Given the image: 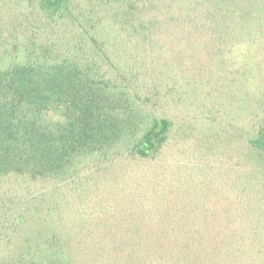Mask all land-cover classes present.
<instances>
[{"label": "trees", "instance_id": "16d2710c", "mask_svg": "<svg viewBox=\"0 0 264 264\" xmlns=\"http://www.w3.org/2000/svg\"><path fill=\"white\" fill-rule=\"evenodd\" d=\"M173 133L213 163L188 199L147 171ZM161 222L179 264H264V0H0V264H134Z\"/></svg>", "mask_w": 264, "mask_h": 264}, {"label": "rangeland", "instance_id": "374dc122", "mask_svg": "<svg viewBox=\"0 0 264 264\" xmlns=\"http://www.w3.org/2000/svg\"><path fill=\"white\" fill-rule=\"evenodd\" d=\"M236 56L238 57H235V59L237 58L235 60L236 63L233 66L234 68H232L234 69L233 77H236V74L240 73L241 71H245L249 68V66L246 65V63L248 62L246 58H244L241 54H237ZM246 76H249V75H246ZM243 89H244L243 92H241L240 90L236 91V93H238L237 97L241 98L243 94L250 93V91L247 90L246 86H244ZM208 92H209V89L207 88L204 91V94L201 96L204 98V101L201 105L207 110V113H206L207 124L209 125L210 123H213L216 128H219L221 125H224L226 123L233 124L234 114L230 112L227 108L221 107V111H218L217 109H211L213 107L212 102L214 98L206 96V93ZM208 109H211V110H208ZM185 113L186 115L189 116L187 118L188 122L190 121L191 115L195 114L192 108L189 109ZM204 158L206 157L202 156L199 152L196 151L194 141H190V140L181 141V139L178 136H176L175 133H173V136L169 140V144L164 149V151H162V154L159 156V160L153 166L149 167V170L147 171H151V174L149 175L151 179L152 178L162 179V177L165 176L166 179L168 180V183L173 185L172 189L176 193H178V196L188 199L185 193L186 185L181 184V181L183 179L188 178L189 175L191 177L192 174H194L196 178L201 179L203 177V172H201L203 169L207 173H210V165L213 163L210 164V161H208L209 164H207ZM177 180H180V183H177ZM214 188L217 190L218 189L222 190L220 186H215ZM221 197L227 199V196L225 193H221L219 198ZM203 199L207 200V199H210V197L207 196V197H204ZM186 203L187 201L183 199V200H180L178 204L179 208L182 207L184 209L183 210L184 214L186 212V208L184 207ZM175 205H176L175 203H172V205H167L166 206L167 211L164 214L169 216L170 218L174 217L177 212L174 210ZM189 205L190 204L187 203L186 207H189ZM201 213L202 212L199 210L196 214L201 217ZM177 214L179 215V212H177ZM187 216L188 214H185V217H184L185 220H187ZM197 225L201 226L204 224L200 223V224H196V226ZM223 225L224 226L227 225L226 220H223ZM188 226L192 227L193 224H188ZM157 227L159 228L155 229L156 233L152 234V237H151L153 240L152 244L149 245L148 247L149 249H147L151 253L149 256V259H136L134 264H149L150 261L153 263L154 261L157 260V257H158L159 262L163 264H179L176 262L175 259L171 257L165 258L162 253V250H163L162 245H165L167 248H169V246L173 244L170 242L171 238L163 239L165 236L169 235V233L171 234L173 230L170 229L171 227L166 226L163 222H161V224ZM158 231H163V234H159L162 238L161 241L159 242L155 238L156 235H158L157 234ZM139 246L144 247L143 245H139ZM154 249H157L158 251ZM181 264H231V263H226V262L224 263L220 259L216 257L214 258V255L208 254L206 255V259L195 257V258L190 259L189 261H185L183 263L181 262Z\"/></svg>", "mask_w": 264, "mask_h": 264}]
</instances>
